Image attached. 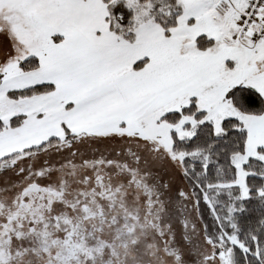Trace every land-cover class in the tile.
<instances>
[{
	"label": "snow or ice",
	"instance_id": "1",
	"mask_svg": "<svg viewBox=\"0 0 264 264\" xmlns=\"http://www.w3.org/2000/svg\"><path fill=\"white\" fill-rule=\"evenodd\" d=\"M69 163L143 186L165 256V218L190 207L212 249L203 264H264V0H0V192L26 209ZM19 235L0 241V264L34 253L12 251ZM65 246L61 264L103 260L104 244Z\"/></svg>",
	"mask_w": 264,
	"mask_h": 264
},
{
	"label": "rangeland",
	"instance_id": "2",
	"mask_svg": "<svg viewBox=\"0 0 264 264\" xmlns=\"http://www.w3.org/2000/svg\"><path fill=\"white\" fill-rule=\"evenodd\" d=\"M86 172L88 180L83 179ZM97 175L102 177V183L95 179ZM124 178L126 179V176ZM52 180L51 190L44 192L45 231L47 230L45 235L49 236V243L46 242L45 246L52 247L53 236H58L61 257L68 254L65 241H70L75 236L71 244H78L81 248L95 249L104 244L103 260L96 254V264H107L109 259L112 264H176L175 256L172 258L165 256L163 246L153 239L155 229L148 222L151 221L153 224L158 222L155 220V209H152L151 215L147 214L149 209L144 199L143 186L129 184L120 186L121 178H110L103 167L88 171L86 166L72 163L62 166ZM91 187L93 192L89 195ZM81 193L86 195L85 199ZM36 197L37 194L34 195V198ZM50 202L52 206L48 205ZM136 215H139V223L135 235L141 243L139 250L133 253L131 245L127 250L122 247V241L126 238L124 225L136 224L137 221L129 218ZM181 216L188 221L185 230L182 231L189 240L187 244L181 239L183 234L177 223ZM113 219H118L119 223L113 225ZM165 220H171L175 229V243L177 247H182L178 250L184 261L180 259L179 264H203V257L211 255L212 249L204 245L199 221L191 208H184L182 213L173 211ZM141 224L144 225L143 230L139 227ZM148 243L154 244V247H147ZM49 251L46 247L45 252ZM113 251L117 253L116 256L112 255ZM173 251L175 254L176 250ZM189 255L190 260L186 258ZM58 264H61V261L58 260Z\"/></svg>",
	"mask_w": 264,
	"mask_h": 264
},
{
	"label": "flooded vegetation",
	"instance_id": "3",
	"mask_svg": "<svg viewBox=\"0 0 264 264\" xmlns=\"http://www.w3.org/2000/svg\"><path fill=\"white\" fill-rule=\"evenodd\" d=\"M21 183L26 184V181H21ZM13 192L17 195L21 194L20 190L15 187L13 189ZM92 192L93 188L91 187L89 195H91ZM36 194L37 197L34 198V195ZM81 195L84 199L86 198V195H84L83 193H81ZM10 196V193L0 192V241L7 240L9 235H11L12 237H16L17 233H19V239L12 241V251L14 252L15 247L19 242L28 244L32 249L35 250L34 253L30 254L28 257L25 258L24 264H26V261L29 259L32 261V264H58L56 256L57 254H59L60 251L58 250L59 237L53 236L52 247L48 245L45 246L47 243H49V236L45 235L47 230L45 231L46 198L44 197V192H37L35 190L31 191L30 200L26 209H21L19 204L15 200H12ZM48 205L52 206L51 202ZM17 213H19V218H16ZM29 220L35 221L33 225L35 228L34 231H30L29 229ZM21 224H23V227H20ZM182 234L184 236V233ZM74 240L75 236L70 240V242ZM0 247H2L5 255L9 253V245L7 243L0 244ZM46 247L48 250H50L48 253L45 252ZM171 249L176 250V253L173 254L175 258L177 254H180L182 261H184L182 258L183 255L181 254L180 250H178L182 249V247L179 248L177 247V244L174 243L171 246ZM50 257L51 261L49 259ZM15 264H21L19 258H16Z\"/></svg>",
	"mask_w": 264,
	"mask_h": 264
},
{
	"label": "trees",
	"instance_id": "4",
	"mask_svg": "<svg viewBox=\"0 0 264 264\" xmlns=\"http://www.w3.org/2000/svg\"><path fill=\"white\" fill-rule=\"evenodd\" d=\"M205 217L207 216V213L205 212ZM256 216L253 215L251 216L250 218H245V219H242L240 221V224H241V227L245 230L249 229V228H255L256 227ZM209 224H211V222L209 221ZM264 243V242H262ZM233 264H235V261H233Z\"/></svg>",
	"mask_w": 264,
	"mask_h": 264
}]
</instances>
